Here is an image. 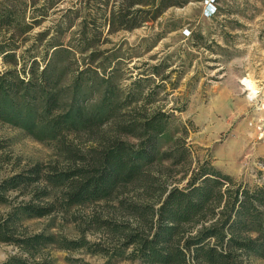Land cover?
Returning <instances> with one entry per match:
<instances>
[{
	"label": "rangeland",
	"instance_id": "1",
	"mask_svg": "<svg viewBox=\"0 0 264 264\" xmlns=\"http://www.w3.org/2000/svg\"><path fill=\"white\" fill-rule=\"evenodd\" d=\"M116 1L25 0V17L36 21L31 34L68 29L61 39L72 47H79L84 29L91 47L75 53L79 68L89 62L104 74L112 70L123 93L133 82L139 84L140 95L152 100L142 108L170 115L168 127L171 134L182 135L190 163H153L144 177L118 187L111 197L65 209L57 205V188L46 187L48 196L34 194L46 185L42 180L8 192L6 203L0 204L1 218L20 202L54 203L50 214L24 220L18 231L83 239L86 245L62 249L50 244L28 257L14 244L0 242V262L15 255L48 264H108L107 259L109 264H139L118 253L129 251L123 246L128 233L149 227L148 216L130 205L156 207V183L182 186L184 173L202 160L247 186L264 183V0H189L136 28L109 33V13ZM29 44L27 40L24 47ZM101 133L106 137L116 131L110 124L92 132L66 133L60 142L38 141L0 122V179L34 165L43 173L86 166ZM98 248L103 251H91ZM244 263L264 264V256H246Z\"/></svg>",
	"mask_w": 264,
	"mask_h": 264
},
{
	"label": "trees",
	"instance_id": "2",
	"mask_svg": "<svg viewBox=\"0 0 264 264\" xmlns=\"http://www.w3.org/2000/svg\"><path fill=\"white\" fill-rule=\"evenodd\" d=\"M187 1L117 0L109 13L107 32L131 30ZM25 8V0H0V122L38 141L60 142L66 133L92 132L110 124L116 133L99 134L86 166L43 173L34 165L0 179V204L6 203L8 192L42 180L46 185L34 194L48 196V187L57 188V205L65 209L111 197L118 187L144 177L153 163L189 165L190 153L182 135L171 134L168 127L170 115L160 109H143L152 100L140 95L139 84L133 82L123 93L112 70L104 74L89 62L79 68L75 53L91 47L84 29L79 32V47L63 43L68 29L31 34L36 21H26ZM27 40L30 44L24 47ZM89 56L94 58L92 51ZM174 132L183 134L184 130ZM182 179V186L156 183V207L130 205L136 213L148 216L149 227L146 231L135 228L125 236L123 246L129 251H119L120 257L139 264H245L246 256H264V183L247 186L207 160L198 162ZM53 210L54 203L13 205L0 217V242L14 244L28 257L50 244L62 249L85 246L83 239L18 231L24 220ZM0 264L48 263L13 255Z\"/></svg>",
	"mask_w": 264,
	"mask_h": 264
}]
</instances>
